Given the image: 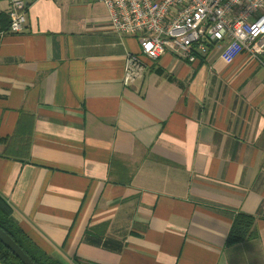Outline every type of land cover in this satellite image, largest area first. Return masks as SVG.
I'll return each instance as SVG.
<instances>
[{
	"label": "crops",
	"instance_id": "crops-1",
	"mask_svg": "<svg viewBox=\"0 0 264 264\" xmlns=\"http://www.w3.org/2000/svg\"><path fill=\"white\" fill-rule=\"evenodd\" d=\"M25 14L0 33L11 220L67 264H264V66L226 64L216 44L193 63L143 59L126 85L139 42L103 3L26 0ZM240 212L255 235L227 243Z\"/></svg>",
	"mask_w": 264,
	"mask_h": 264
},
{
	"label": "built area",
	"instance_id": "built-area-1",
	"mask_svg": "<svg viewBox=\"0 0 264 264\" xmlns=\"http://www.w3.org/2000/svg\"><path fill=\"white\" fill-rule=\"evenodd\" d=\"M7 1L8 23L0 33L19 32L27 22L26 0ZM96 1L105 5L115 33L139 42V52L125 58L126 85L143 78L147 68L143 59L155 61L165 52L193 63L221 44L219 58L226 64L243 52L262 63L264 0Z\"/></svg>",
	"mask_w": 264,
	"mask_h": 264
},
{
	"label": "trees",
	"instance_id": "trees-1",
	"mask_svg": "<svg viewBox=\"0 0 264 264\" xmlns=\"http://www.w3.org/2000/svg\"><path fill=\"white\" fill-rule=\"evenodd\" d=\"M199 60L203 56L199 55ZM12 208L10 204L0 195V227L7 232L13 240L22 248V250L36 264H67L54 258L40 249L25 234L21 227L16 225L10 218ZM254 218L245 213H238L231 225L227 236V243L243 241L255 235L253 230ZM90 229L87 230V232ZM0 263L1 264H24L9 249L0 242Z\"/></svg>",
	"mask_w": 264,
	"mask_h": 264
},
{
	"label": "water",
	"instance_id": "water-1",
	"mask_svg": "<svg viewBox=\"0 0 264 264\" xmlns=\"http://www.w3.org/2000/svg\"><path fill=\"white\" fill-rule=\"evenodd\" d=\"M0 242L9 249L22 263L36 264L13 240V238L0 227Z\"/></svg>",
	"mask_w": 264,
	"mask_h": 264
},
{
	"label": "rangeland",
	"instance_id": "rangeland-1",
	"mask_svg": "<svg viewBox=\"0 0 264 264\" xmlns=\"http://www.w3.org/2000/svg\"><path fill=\"white\" fill-rule=\"evenodd\" d=\"M214 49H215V48H214ZM258 63H259V64H262V63L264 64V58H262V63H260V62H258ZM263 64H262V65H263Z\"/></svg>",
	"mask_w": 264,
	"mask_h": 264
}]
</instances>
